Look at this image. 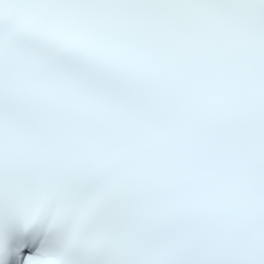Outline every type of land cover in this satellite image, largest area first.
Returning <instances> with one entry per match:
<instances>
[{
	"label": "snow or ice",
	"instance_id": "1",
	"mask_svg": "<svg viewBox=\"0 0 264 264\" xmlns=\"http://www.w3.org/2000/svg\"><path fill=\"white\" fill-rule=\"evenodd\" d=\"M0 264H264V0H0Z\"/></svg>",
	"mask_w": 264,
	"mask_h": 264
}]
</instances>
